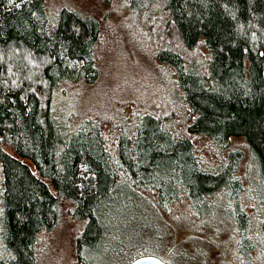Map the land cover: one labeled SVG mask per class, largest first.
Returning <instances> with one entry per match:
<instances>
[{"label":"trees","instance_id":"1","mask_svg":"<svg viewBox=\"0 0 264 264\" xmlns=\"http://www.w3.org/2000/svg\"><path fill=\"white\" fill-rule=\"evenodd\" d=\"M100 1L0 0V264H38L68 223L76 264L148 255L123 217L180 201L206 227L230 217L239 264L256 243L264 257V0ZM114 52L111 78L131 69L123 84H142L140 103L107 88L90 113L58 106L60 87L100 85ZM164 233L153 249L169 248Z\"/></svg>","mask_w":264,"mask_h":264},{"label":"rangeland","instance_id":"2","mask_svg":"<svg viewBox=\"0 0 264 264\" xmlns=\"http://www.w3.org/2000/svg\"><path fill=\"white\" fill-rule=\"evenodd\" d=\"M67 3H73L78 5L80 10H97L96 8L100 6V0H48V6L53 11L58 7ZM114 22V20H112ZM115 49L119 52L123 53V56L128 57L124 46L122 45L120 35H114ZM114 54H102L100 63L103 66L104 73L103 77L100 81V85H94L92 87H85L82 84L73 85V86H63L60 87L59 95L57 94V98L55 99L58 106L70 107L72 110L78 114H80V110L86 109L89 112V108L94 104L100 103V99L103 93L107 88H111V90H118L121 93H127L126 89H130L131 97H135V99L139 102L138 96L140 94H144L145 92L142 90V84L137 83V81L128 82V86H124V78L125 74L127 76L132 75L131 69L118 71L117 82L116 79H112L113 71L111 70L110 63L112 62L111 58ZM139 70L137 72V68L134 70V74L137 78H139L142 82H145L146 76L149 73L141 71V67L137 64ZM143 68V67H142ZM147 71H152V68L148 66ZM135 72H137L135 74ZM152 74V73H151ZM154 76V75H153ZM134 81V80H133ZM117 83V84H116ZM162 83L159 82V86ZM140 88V89H139ZM109 94V97H112L114 94L118 95L116 92ZM138 94V95H136ZM149 101V100H148ZM140 103V102H139ZM101 104V103H100ZM74 112V113H75ZM83 112V113H85ZM90 113V112H89ZM238 142L244 143V140L241 138H237ZM244 166V165H243ZM173 212L177 215L176 219L172 218V215H158L156 213H152L150 211L144 212L142 214H132V210L126 213V216L123 217V224L125 231H123L122 236L128 238L132 235L138 237H131L128 240V243L133 246L136 244L137 240H142L141 245L148 244V250H143L140 253L154 255L162 260L166 261L169 264H239L238 258V248L236 245V240L238 237V233L236 234L234 229V223L230 217L224 214L223 211H220L218 214L213 215V218L209 221L214 220L216 217L219 219L215 224L206 227V223L208 220L205 218H197L194 212L193 207L190 203L186 201H180L178 207H173ZM224 215L226 217L221 216ZM170 216V217H166ZM183 218L181 222H179L180 218ZM76 225V224H75ZM78 225V223H77ZM76 225V226H77ZM73 225L68 223L65 227H63L60 231L53 234L51 239L42 241L38 246V264H76L72 259L74 255H72V248L74 247V239L77 234V229L72 227ZM254 224L250 226L253 227ZM169 232H168V229ZM120 230V226H119ZM121 232V230H120ZM167 232V241L170 244L169 248L166 245H160L158 243V250L152 248H156L155 243H152L151 240L156 236L162 237L163 233ZM186 232L191 235V237L186 238ZM165 234V233H164ZM258 235V234H257ZM198 237V238H197ZM196 238V239H195ZM192 239H195L193 242ZM106 250H110L112 248L111 243L108 240V237L105 239ZM258 243H256L255 248L251 250V261L252 264H264V257L258 247ZM127 245H120L119 249H126ZM128 248V247H127ZM182 248V249H181ZM182 251H181V250ZM170 255L173 262L167 257ZM136 256V255H135ZM131 255L127 256L128 260H125V255L121 254L119 260H117L114 264H127L131 260ZM130 259V260H129ZM239 262V263H238Z\"/></svg>","mask_w":264,"mask_h":264},{"label":"water","instance_id":"3","mask_svg":"<svg viewBox=\"0 0 264 264\" xmlns=\"http://www.w3.org/2000/svg\"><path fill=\"white\" fill-rule=\"evenodd\" d=\"M129 264H168V263L154 255H142L132 260Z\"/></svg>","mask_w":264,"mask_h":264}]
</instances>
